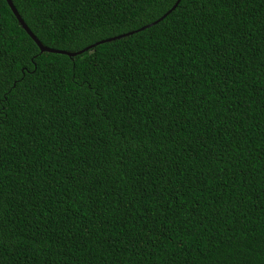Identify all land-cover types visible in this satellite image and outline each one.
I'll return each instance as SVG.
<instances>
[{"label":"trees","instance_id":"obj_1","mask_svg":"<svg viewBox=\"0 0 264 264\" xmlns=\"http://www.w3.org/2000/svg\"><path fill=\"white\" fill-rule=\"evenodd\" d=\"M0 264H264V0H0Z\"/></svg>","mask_w":264,"mask_h":264},{"label":"water","instance_id":"obj_2","mask_svg":"<svg viewBox=\"0 0 264 264\" xmlns=\"http://www.w3.org/2000/svg\"><path fill=\"white\" fill-rule=\"evenodd\" d=\"M7 5L9 6L11 12L13 13V15L15 16L18 24L20 25V27L27 33V35L32 39V41L36 44V46L38 47L40 53H53V54H60V55H65V56H68V57H75V56H78L86 51H89L91 50L92 48L100 45V44H103V43H108V42H111V41H114L116 39H120V38H124V37H127V36H130L132 35L133 33L135 32H139V31H142L146 28H149L151 27L152 25H155L156 23L160 22L166 15H168L173 9H175V7L178 5V3L180 2V0H176L175 4L172 6V8L167 11V13L165 15H163L161 18H159L158 20H156L155 22L153 23H150L140 29H137L135 31H131V32H128L126 34H123V35H119V36H116V37H112V38H109V39H105V40H102V41H99L97 43H94L80 51H77V52H66V51H61V50H56V49H52V48H48V47H45L44 45L41 44V42L33 35V33L29 30V28L27 27V25L25 24V22L23 21V19L20 17V15L18 14L17 10L15 9L13 3L11 2V0H5Z\"/></svg>","mask_w":264,"mask_h":264}]
</instances>
